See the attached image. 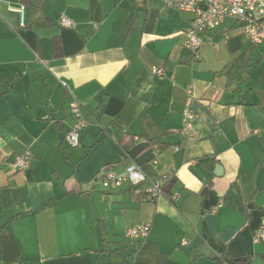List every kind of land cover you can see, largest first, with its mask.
<instances>
[{
	"label": "crops",
	"instance_id": "1",
	"mask_svg": "<svg viewBox=\"0 0 264 264\" xmlns=\"http://www.w3.org/2000/svg\"><path fill=\"white\" fill-rule=\"evenodd\" d=\"M193 17L167 0H0V264H264V32L254 44L227 19L195 59ZM76 100L90 125L72 147ZM133 162L170 192L97 178Z\"/></svg>",
	"mask_w": 264,
	"mask_h": 264
},
{
	"label": "built area",
	"instance_id": "2",
	"mask_svg": "<svg viewBox=\"0 0 264 264\" xmlns=\"http://www.w3.org/2000/svg\"><path fill=\"white\" fill-rule=\"evenodd\" d=\"M167 4L179 10L194 13V18L185 31L184 47L193 58H200L201 46L203 44L202 34L206 31L214 30L227 19H238L243 22V29L251 38L254 44L263 41L264 32V0H167ZM204 4L205 6H202ZM16 10L22 15L25 5H20ZM61 23L65 26H72L73 21L66 16L61 18ZM155 71L162 76L161 68ZM71 112L75 115L76 121L73 127L66 133L65 138L68 145L76 147L80 144V135L90 125V120L83 114V105L79 101H74L70 106ZM184 123L180 133L184 136H192L195 132L193 126L194 113L189 108L184 109ZM138 137H136L137 139ZM32 162L31 151H26L13 162L15 170H24L30 167ZM102 180L104 187H120L125 182H130L136 189H141L146 200L155 201L165 192L163 181L155 180L144 186L148 179L140 164L131 163L125 173H116L110 169H103L97 175ZM177 198V194L171 196ZM151 230L150 223H139L126 230L127 236L131 239L145 238ZM257 240H264V217L256 233Z\"/></svg>",
	"mask_w": 264,
	"mask_h": 264
},
{
	"label": "trees",
	"instance_id": "3",
	"mask_svg": "<svg viewBox=\"0 0 264 264\" xmlns=\"http://www.w3.org/2000/svg\"><path fill=\"white\" fill-rule=\"evenodd\" d=\"M175 184V179L172 176H167L163 179V190L164 192H170V190L172 189L173 185Z\"/></svg>",
	"mask_w": 264,
	"mask_h": 264
},
{
	"label": "water",
	"instance_id": "4",
	"mask_svg": "<svg viewBox=\"0 0 264 264\" xmlns=\"http://www.w3.org/2000/svg\"><path fill=\"white\" fill-rule=\"evenodd\" d=\"M145 146V143H140L133 147V149L130 151V154L132 156H135L138 152H140Z\"/></svg>",
	"mask_w": 264,
	"mask_h": 264
},
{
	"label": "rangeland",
	"instance_id": "5",
	"mask_svg": "<svg viewBox=\"0 0 264 264\" xmlns=\"http://www.w3.org/2000/svg\"><path fill=\"white\" fill-rule=\"evenodd\" d=\"M194 18V17H193Z\"/></svg>",
	"mask_w": 264,
	"mask_h": 264
}]
</instances>
